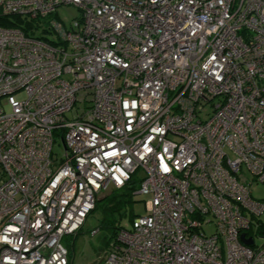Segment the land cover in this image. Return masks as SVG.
<instances>
[{"label": "built area", "instance_id": "2783aa9c", "mask_svg": "<svg viewBox=\"0 0 264 264\" xmlns=\"http://www.w3.org/2000/svg\"><path fill=\"white\" fill-rule=\"evenodd\" d=\"M60 5L79 16L42 37L0 25V264H68L63 238L138 170L146 213L108 264H264V0H0V18Z\"/></svg>", "mask_w": 264, "mask_h": 264}, {"label": "rangeland", "instance_id": "374dc122", "mask_svg": "<svg viewBox=\"0 0 264 264\" xmlns=\"http://www.w3.org/2000/svg\"><path fill=\"white\" fill-rule=\"evenodd\" d=\"M78 16L79 10L73 5H60L53 14V17L65 27L69 26ZM15 96L19 99L24 97L22 92L16 93ZM6 110H8V107H6ZM53 152L57 156H60L63 152V146L59 139L53 145ZM141 176H143L141 170H138L134 175L135 178ZM249 178H251L250 175ZM250 190L253 198L264 201V184L254 182L250 186ZM104 192H101V194ZM145 199L146 197L143 195L134 194L132 209L136 215H144L146 213L144 207ZM101 219L102 214L99 209L92 211L75 237L65 236L63 238V243L69 250L68 264H108L106 260L108 252L104 249L107 243L112 242L113 238H111L109 232L101 227ZM260 220L264 222V214L260 216ZM121 224L125 229L131 228L129 214L122 218ZM254 240L255 244L262 242L258 237H255Z\"/></svg>", "mask_w": 264, "mask_h": 264}, {"label": "trees", "instance_id": "16d2710c", "mask_svg": "<svg viewBox=\"0 0 264 264\" xmlns=\"http://www.w3.org/2000/svg\"><path fill=\"white\" fill-rule=\"evenodd\" d=\"M53 14L42 19H27L18 15H9L0 18V25L4 27H19L27 35H39L42 37L48 32V22L50 19L54 18ZM138 184L139 179L132 177L124 186L120 188L112 187L103 194L100 193L96 198L92 211L99 209L102 214L101 227L109 232L111 238H113L112 242L107 243V246L104 249L108 253L118 243V232L124 228L121 224L122 218L129 214L132 222L137 216L132 209V198L134 194H136L135 190L137 189Z\"/></svg>", "mask_w": 264, "mask_h": 264}, {"label": "water", "instance_id": "95a60500", "mask_svg": "<svg viewBox=\"0 0 264 264\" xmlns=\"http://www.w3.org/2000/svg\"><path fill=\"white\" fill-rule=\"evenodd\" d=\"M240 239L246 245H251L252 244L251 238H244V234L240 235Z\"/></svg>", "mask_w": 264, "mask_h": 264}]
</instances>
